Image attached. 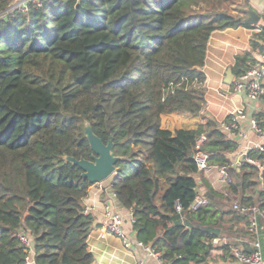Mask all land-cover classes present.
I'll return each instance as SVG.
<instances>
[{
	"label": "trees",
	"instance_id": "16d2710c",
	"mask_svg": "<svg viewBox=\"0 0 264 264\" xmlns=\"http://www.w3.org/2000/svg\"><path fill=\"white\" fill-rule=\"evenodd\" d=\"M214 1L45 0L22 13L11 9L14 0H0V264H26L20 233L32 240L34 264L92 263L93 219L83 204L92 184L66 161H91L86 124L113 143L119 160L109 181L131 213L136 241L172 264L203 262L218 233L210 227L215 211L188 208L199 184L206 197L217 194L196 180L195 143L205 136L210 165L227 163L237 144L213 121L170 131L160 118L201 111L198 68L213 32L252 28L246 11L211 13ZM235 68L247 69L239 58ZM248 156L264 165L263 153ZM232 171V192L253 204L257 168Z\"/></svg>",
	"mask_w": 264,
	"mask_h": 264
},
{
	"label": "crops",
	"instance_id": "0c3cea01",
	"mask_svg": "<svg viewBox=\"0 0 264 264\" xmlns=\"http://www.w3.org/2000/svg\"><path fill=\"white\" fill-rule=\"evenodd\" d=\"M248 6L250 7V11H254L258 15L259 22L255 26H257V28H262V31L260 33L254 32L255 26L250 25L252 28L238 27L236 29L213 32L207 44L204 64L201 68H198V70L205 77V81L203 83V88L205 90L204 106L197 115L187 113H172L168 114L169 116L162 115L160 118L161 128L170 131L178 129H194L198 125L204 124L206 120L213 121L216 125L218 121L224 119L230 112L240 107L244 109L248 118H253L259 126H264V97H261L256 101H248L244 95L234 93L231 90L232 81L230 85L225 84L227 71H231L233 78L236 77L237 72H239V69L235 68L236 58H239L240 61L244 60V66L248 68L249 65L256 64L258 62L259 52L264 49V0H248ZM252 43H254L255 46H252ZM241 64L242 62L240 65ZM165 119H169L171 121L170 126H164ZM173 119H177L179 121L175 123L172 122ZM244 124L245 122L243 125ZM245 130V139L238 137L231 139L222 133L227 139L232 140L237 144V149L234 153L224 154L227 160L230 159V161L233 162L241 149L261 144L260 140L253 132L248 129ZM241 167L236 169L232 168L230 170V174L231 172L233 174L232 170L234 169L238 172ZM261 173L262 172H257V185L262 191H264V187L261 185V180L264 181V178L261 177ZM203 177L209 184L210 179L215 178L214 174H211L209 177ZM107 181L103 182L102 190H98L96 185H92L88 190L86 198L83 200L84 207L88 209V213L93 219V228L86 239L87 249L93 258L91 264H138V262H142V264H158L153 257L146 254L143 247L138 245L139 242L136 241L135 234L132 230L133 222L131 221V213L129 210L116 206L117 200L115 198L114 191L111 184ZM196 194L204 195L206 197L205 189L201 187V184H199ZM252 194L253 193L250 192L248 195L253 197L256 201L253 204L248 205H256L262 200L258 198L255 193L254 195ZM254 196L256 198H254ZM106 202L110 203L112 207L122 215V230L132 243L128 249H125L121 245L120 240L106 232L102 226V211ZM237 204H240V202H237ZM189 217L190 216H187L185 219L186 227L192 225L190 224V221H188ZM237 217L240 219L238 220V223L234 222L229 224V229L232 232L234 230L237 231L236 236L232 241L233 243H226L224 240H221L222 234L219 229L213 230L218 233L217 236L210 241L211 244H209V247L210 250L213 248L216 249L217 255L215 257H209L208 254L207 257L202 260L203 262L201 264H236L231 252V249L234 246L241 245L246 251H252L250 242H252L254 237L246 230L247 221L245 222V217ZM221 218L224 219L226 216H221ZM230 218L235 217L231 215ZM192 223L194 224L195 221L193 220ZM240 233H245V235H241ZM259 240L261 244V254L264 259V228L260 230ZM222 241H224V243L221 244ZM212 243L215 245H212ZM224 249H228L229 253H227L228 251H225ZM31 261L32 264H34L32 257Z\"/></svg>",
	"mask_w": 264,
	"mask_h": 264
},
{
	"label": "built area",
	"instance_id": "2783aa9c",
	"mask_svg": "<svg viewBox=\"0 0 264 264\" xmlns=\"http://www.w3.org/2000/svg\"><path fill=\"white\" fill-rule=\"evenodd\" d=\"M45 0H21L19 3L11 6L12 10H18L22 13H27L30 6L39 8ZM262 28L255 26L254 32L260 33ZM231 90L234 93L242 94L248 101H256L264 97V49L259 52V60L256 64H251L248 68L233 78L231 83ZM245 124L243 125V123ZM217 130L231 139L246 138V130L253 132L254 135L260 140L261 144L245 147L235 157V161L231 162L230 159L227 163L222 165H210L209 155L204 150L199 151L205 142V136L201 135L195 143L196 152L193 155V161L198 174L209 177L214 174V179H210V186H217L219 189L230 187L233 183L230 170L232 168H239L245 163L255 166L258 172H262L264 165L261 162L248 156L249 152L263 153L264 154V126H259L253 118H248L242 107L230 112L227 117L220 120L216 124ZM102 183L94 184L98 190H102ZM261 185L264 187V181L261 180ZM212 188V187H211ZM213 189V188H212ZM214 190V189H213ZM216 191V190H214ZM209 205L207 197L204 195L196 194L194 200L189 205L188 210L196 212L201 208ZM232 211L242 217H246L247 224L246 230L253 236L250 245L252 251H246L243 246H234L231 249L232 257L236 264H264V259L261 254L260 244V230L264 228V199L256 205L237 204L234 203ZM174 212L181 214L183 208L180 203H174ZM85 215H90L88 209H84ZM102 226L106 232L115 236L120 240L121 245L128 249L131 246V240L125 235L122 230L123 218L110 203L106 202L102 211ZM133 222V219L131 218ZM18 238L22 245L27 249L28 258L26 264H32L31 256L33 254L32 242L27 234L20 233ZM146 251V254L153 257L158 264H172L165 261L160 253L156 252L149 246H144L138 243ZM142 264V262H138Z\"/></svg>",
	"mask_w": 264,
	"mask_h": 264
},
{
	"label": "rangeland",
	"instance_id": "374dc122",
	"mask_svg": "<svg viewBox=\"0 0 264 264\" xmlns=\"http://www.w3.org/2000/svg\"><path fill=\"white\" fill-rule=\"evenodd\" d=\"M20 1L21 0H14L13 5L19 3ZM207 8L209 11H211V13H214L216 10V11H220L223 13L231 14L235 17L238 16L241 11H246V12L250 11V7L248 6V0H220L219 2L214 1L212 6L207 7ZM207 8L203 7V9H206V11H207ZM166 116H169V115H166ZM188 119H191V118H188ZM178 121L179 120L177 119L172 120V122H175V123H177ZM170 123L171 121L169 119L164 120V126H170L171 125ZM200 179L204 181V184L208 183L202 175H200V177L196 176V180L198 183L201 181ZM232 181H233V185L237 183V177H235V175L233 174H232ZM107 182L110 183L109 179ZM211 187L214 190H216L214 192L217 194V197H214V198L212 197V199H210V197L209 198L207 197V199L209 200L211 204L209 206H213L211 207V209L215 211L214 212L215 214L213 215L214 218L211 220V223H210L211 224L210 227H212V229H219V231L222 234L221 240H224L226 243H230L234 240L237 231L234 230L232 232L229 229L230 228L229 224L234 223V222L238 223L239 221L237 220V218H230L232 214L226 216V218L224 219L221 218V216L222 217L225 216L223 213L232 211L233 204L240 201L239 195L237 194V192L236 193L232 192V189H231L232 186L225 187L222 189H219L216 185L214 187L213 186ZM260 190L261 188L257 187L256 189L251 190L250 192L253 193L252 195H254V191L258 192ZM254 198L256 197L254 196ZM233 217L235 216L233 215ZM240 234L245 235V233L244 234L240 233ZM224 241H222L221 244L224 243ZM212 245H215V244L212 243ZM32 249H33V246H32ZM225 251H228L227 253H229L228 249H226ZM216 255H217L216 249L213 248L212 250L209 251V257H215Z\"/></svg>",
	"mask_w": 264,
	"mask_h": 264
},
{
	"label": "water",
	"instance_id": "95a60500",
	"mask_svg": "<svg viewBox=\"0 0 264 264\" xmlns=\"http://www.w3.org/2000/svg\"><path fill=\"white\" fill-rule=\"evenodd\" d=\"M248 17L244 19V23L255 26L259 22V17L254 11L248 12ZM233 79L231 71H227L225 84L230 85ZM85 138L88 141L89 148L93 153L91 161L84 159L76 160L74 158H66V161L73 166H77L81 171V178L87 180L90 184H98L107 181L117 169L115 168L118 158L112 153L113 143L110 141L104 144L92 131L91 127L86 124ZM201 147L199 151H202ZM261 177L264 178V169L262 170ZM116 206L121 208L120 204L116 201Z\"/></svg>",
	"mask_w": 264,
	"mask_h": 264
}]
</instances>
